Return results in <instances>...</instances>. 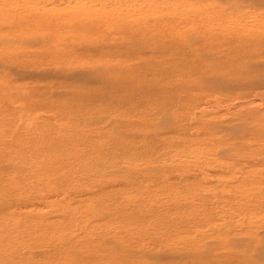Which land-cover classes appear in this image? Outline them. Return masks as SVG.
<instances>
[{"label": "rangeland", "instance_id": "374dc122", "mask_svg": "<svg viewBox=\"0 0 264 264\" xmlns=\"http://www.w3.org/2000/svg\"><path fill=\"white\" fill-rule=\"evenodd\" d=\"M0 264H264V0H0Z\"/></svg>", "mask_w": 264, "mask_h": 264}]
</instances>
